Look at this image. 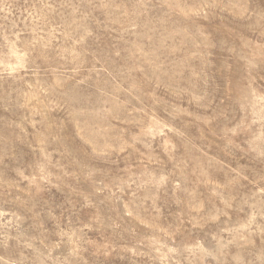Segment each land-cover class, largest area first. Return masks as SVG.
Instances as JSON below:
<instances>
[{
	"label": "rangeland",
	"instance_id": "obj_1",
	"mask_svg": "<svg viewBox=\"0 0 264 264\" xmlns=\"http://www.w3.org/2000/svg\"><path fill=\"white\" fill-rule=\"evenodd\" d=\"M0 264H264V0H0Z\"/></svg>",
	"mask_w": 264,
	"mask_h": 264
}]
</instances>
